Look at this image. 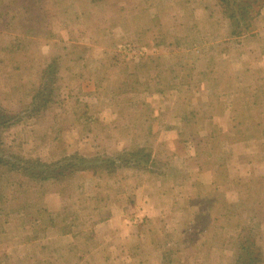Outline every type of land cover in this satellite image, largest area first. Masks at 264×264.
Instances as JSON below:
<instances>
[{
  "label": "rangeland",
  "instance_id": "1",
  "mask_svg": "<svg viewBox=\"0 0 264 264\" xmlns=\"http://www.w3.org/2000/svg\"><path fill=\"white\" fill-rule=\"evenodd\" d=\"M227 15L0 0V156L79 159L64 181L0 162V264H264V8L241 38Z\"/></svg>",
  "mask_w": 264,
  "mask_h": 264
},
{
  "label": "trees",
  "instance_id": "2",
  "mask_svg": "<svg viewBox=\"0 0 264 264\" xmlns=\"http://www.w3.org/2000/svg\"><path fill=\"white\" fill-rule=\"evenodd\" d=\"M218 2L224 8L226 15L227 12H230L226 17L232 21L233 25L236 27L233 33L236 34L235 37L237 38H241L243 35H248L254 30L253 19L259 16L262 9L264 8V0H218ZM42 97V92H38V95L34 98L33 104L37 103ZM44 105L46 106L47 103ZM8 119L9 117L5 116L4 111L0 110V129L11 126V120ZM106 158H108L107 160L110 164L107 168L111 171L110 173H114L119 168L138 169L140 168L138 162L140 161L141 163V161H143L145 158H147L150 162V154L146 150H137L129 154L127 152L119 154L117 153L115 157L107 156ZM75 160L79 161V159L76 157H70L52 164H43L40 160H33L31 162L22 160L18 164H12L9 160L0 156V162H3L6 165L18 167L21 170L28 171V173L39 171V174H35L34 176L43 177L42 180L58 179L59 181H64L68 176L72 175L71 172H67L70 170V167L67 165V163L69 162V165L73 166V162ZM147 163L148 162L146 161L145 164ZM252 249H254L253 246ZM241 251L242 252L240 253L242 256L240 255L238 257L236 264L258 263V259L256 257H250L251 251L249 253L248 247L244 246V244H242ZM259 254L258 257H260ZM243 255L246 257L244 258Z\"/></svg>",
  "mask_w": 264,
  "mask_h": 264
}]
</instances>
